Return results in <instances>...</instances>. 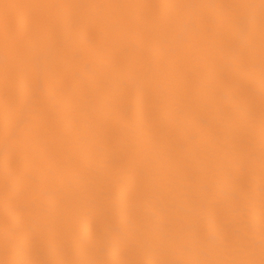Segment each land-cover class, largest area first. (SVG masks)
Here are the masks:
<instances>
[{"label":"bare ground","instance_id":"bare-ground-1","mask_svg":"<svg viewBox=\"0 0 264 264\" xmlns=\"http://www.w3.org/2000/svg\"><path fill=\"white\" fill-rule=\"evenodd\" d=\"M0 264H264V0H0Z\"/></svg>","mask_w":264,"mask_h":264}]
</instances>
